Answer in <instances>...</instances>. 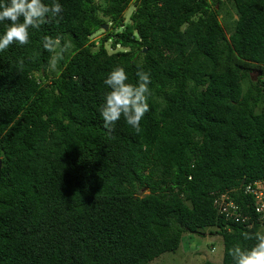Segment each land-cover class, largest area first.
<instances>
[{
	"label": "trees",
	"instance_id": "16d2710c",
	"mask_svg": "<svg viewBox=\"0 0 264 264\" xmlns=\"http://www.w3.org/2000/svg\"><path fill=\"white\" fill-rule=\"evenodd\" d=\"M58 2L0 51V264H150L205 231L223 258L203 264H232L261 230L241 184L264 178V0ZM48 36L69 45L56 63ZM117 65L151 77L138 134L102 123ZM230 190L248 222L214 207Z\"/></svg>",
	"mask_w": 264,
	"mask_h": 264
},
{
	"label": "clouds",
	"instance_id": "9594fccd",
	"mask_svg": "<svg viewBox=\"0 0 264 264\" xmlns=\"http://www.w3.org/2000/svg\"><path fill=\"white\" fill-rule=\"evenodd\" d=\"M63 12L64 7L58 0H51V3H45L44 0H0V22L8 21L5 31L0 35V51L8 49L13 43L28 45L30 29H39L51 19H55L58 24L63 19ZM43 47L53 53L52 61L56 63L63 58L62 54L69 45L62 46L59 36H48L44 38ZM136 76V83L128 82L127 72L118 65L107 73L104 84L108 90L99 108L106 129L123 117L137 134L141 131L140 121L149 110L147 99L151 95V77L139 67ZM237 222H240L239 219ZM242 237L253 243L250 246L237 243L228 249L232 264H264V230L244 231Z\"/></svg>",
	"mask_w": 264,
	"mask_h": 264
},
{
	"label": "rangeland",
	"instance_id": "374dc122",
	"mask_svg": "<svg viewBox=\"0 0 264 264\" xmlns=\"http://www.w3.org/2000/svg\"><path fill=\"white\" fill-rule=\"evenodd\" d=\"M97 1L98 0H96V2ZM132 12H133V7H129L126 10L125 12L126 20L128 19L129 15ZM218 18L219 20H222L221 15ZM108 31L109 28L107 32ZM103 35H104L103 30L98 31L93 36L92 40L97 42V40L103 37ZM106 47L111 52L110 42L106 43ZM253 76L254 78L256 77L255 75ZM144 193L147 192L145 191ZM212 248H213V252H211ZM222 258H223V243L221 236L211 235L209 231H205L204 235L184 233L182 242L176 252L164 253L160 257L150 262V264H203L206 261H210L213 263H220L222 261Z\"/></svg>",
	"mask_w": 264,
	"mask_h": 264
},
{
	"label": "built area",
	"instance_id": "2783aa9c",
	"mask_svg": "<svg viewBox=\"0 0 264 264\" xmlns=\"http://www.w3.org/2000/svg\"><path fill=\"white\" fill-rule=\"evenodd\" d=\"M243 193L249 195L252 198L251 209L253 214H255L256 222L261 228L264 229V178L258 179L247 184H243ZM232 190L226 191L214 198V207L219 214L224 215L227 219L241 223H246L250 218L246 215L244 216L239 208V206L233 201ZM252 225L249 223V227Z\"/></svg>",
	"mask_w": 264,
	"mask_h": 264
},
{
	"label": "water",
	"instance_id": "95a60500",
	"mask_svg": "<svg viewBox=\"0 0 264 264\" xmlns=\"http://www.w3.org/2000/svg\"><path fill=\"white\" fill-rule=\"evenodd\" d=\"M108 27H109L108 24H103V25H101V28L103 29L104 32H107ZM144 52H146V49L144 50ZM261 74H262V73L259 72V73H258V76H260ZM0 170H1V161H0ZM243 183H244V182H242L241 186L243 185Z\"/></svg>",
	"mask_w": 264,
	"mask_h": 264
},
{
	"label": "crops",
	"instance_id": "0c3cea01",
	"mask_svg": "<svg viewBox=\"0 0 264 264\" xmlns=\"http://www.w3.org/2000/svg\"><path fill=\"white\" fill-rule=\"evenodd\" d=\"M182 238H183V236H182ZM181 242H182V239H181ZM181 242H180V244H181ZM211 252H213V248L211 249Z\"/></svg>",
	"mask_w": 264,
	"mask_h": 264
}]
</instances>
